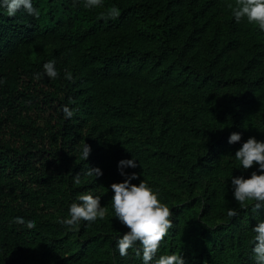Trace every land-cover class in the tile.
<instances>
[{"label":"trees","instance_id":"16d2710c","mask_svg":"<svg viewBox=\"0 0 264 264\" xmlns=\"http://www.w3.org/2000/svg\"><path fill=\"white\" fill-rule=\"evenodd\" d=\"M32 3L40 12L38 18L27 14L23 8L15 16L9 17L7 10L0 8V136L13 120L30 111L56 122L60 132L44 147L0 146V187L11 193L12 198L44 203L47 197L39 192L32 194V186L28 182L38 187L41 177L50 174L55 184L62 187L68 201H73L75 193L83 187L74 183V176L81 173V178L85 177L83 171L88 167L96 168L101 162L111 163L103 152L89 156L87 161L80 158L82 147L78 134L71 133V127L74 126L72 118L76 115L78 126L83 127L86 113L72 106L65 97L47 94V88L53 91V84L44 73H39L41 78L37 80L35 76L38 72L17 70L12 58V39L17 34L34 42L59 43L63 53L92 65L89 74L95 82L96 91L103 98L98 97L96 103L86 105L88 108L85 111L104 122L112 120V117H121L126 111L145 113L149 110L152 115L158 114V111L167 114L168 110H160L157 105L167 104L165 100L170 94L169 82L172 81L175 92L191 98L198 112L191 116L182 114L178 126L186 136L199 137L205 134L199 127L190 124L193 119L202 116L197 105L203 99H206L211 114L222 118L219 124L222 136L215 142L216 135L212 134L211 141L206 142L207 147L229 144L228 139L233 132L239 133L242 138L249 136L247 111L256 101L255 92L264 85L262 70L259 79L251 78L250 72L256 65H260V69L263 65L264 31L257 25L249 24L246 19L240 22L235 20L229 7L234 6V0H169L145 2L142 5L137 2L102 0L100 6L93 8H85V0H32ZM113 6L119 9L120 14L115 19L107 18L106 14ZM220 8L225 10L231 22L228 25L230 39L221 43V49L211 42V47L208 45L207 48L208 54L221 57L237 50L246 54L245 58H240V67L237 66L247 80L246 92L235 95L231 103L226 105L222 104V98L213 90L211 75L214 74L199 71L190 63L189 53L200 36L192 37L193 41H187L182 47L171 42L173 36L177 37L190 23L199 19V13H213ZM135 32L152 39L157 46V62L163 69L150 84L161 88L159 103L156 97L126 99L124 95L127 90L115 82L116 77L122 74L133 76L143 67L144 59L138 58L132 47V35ZM116 100H121V103L116 104ZM65 106L73 111L70 119L64 116ZM126 154L125 160L134 158L139 165L135 169L125 168L126 171H137L149 161V154L141 147H130ZM122 156L123 153L118 159ZM211 156L212 167L217 169V158ZM158 157L165 169H187L189 177H192L188 182L191 188L197 183L196 167H202L199 166L201 162L189 165L178 156L168 158L161 154ZM91 194L99 196L101 202L111 204V195H103L98 190ZM165 204L173 213V227L161 243L157 258L176 253L183 256L186 264H256L252 251L255 235L252 228L259 221H264V213H258L253 202L241 209L232 193L212 191ZM229 209H235L239 214L234 218L228 217ZM260 209H264V206ZM4 218L6 222L2 227L0 246L5 250L9 248L12 260L20 262L22 253L16 244L21 243L24 248H36L40 238L27 234L21 224L16 222L15 214L7 213ZM81 224L84 226V222ZM90 231H94V228L90 227ZM127 231L112 233L113 238L104 233L103 238H100L101 234L96 233L83 237L84 232L78 230L79 248L56 257L59 244L53 243L50 249L54 248L55 252L44 262L83 264L88 258L91 259L88 262L90 264H144L142 252L140 257L136 256V250L142 247L139 243L128 250L127 256L119 254L116 242Z\"/></svg>","mask_w":264,"mask_h":264},{"label":"rangeland","instance_id":"374dc122","mask_svg":"<svg viewBox=\"0 0 264 264\" xmlns=\"http://www.w3.org/2000/svg\"><path fill=\"white\" fill-rule=\"evenodd\" d=\"M121 1L137 2L142 5L145 2L158 3L169 0ZM235 4L236 0H234V6ZM198 18L195 23H190L177 37L173 36L171 42L182 47L187 41L192 42V37L200 36L197 44L191 48L189 53L190 63L199 71L214 74V76L211 75V78L213 77V81L211 80L213 90L222 98V104H230L235 95H242L246 92L247 80L244 79L240 71L241 68H237L238 64L241 63L240 58H245L246 54L239 50L229 52L221 57L208 54L207 48L208 45L211 47V42H215V47L221 49V43L230 39L228 25L231 22L223 8L213 13H199ZM132 36V47L136 56L143 58L145 62L143 67L133 76L122 74L118 78L116 77L115 82L127 90L124 95L126 99L156 97L155 100L159 103L161 88L153 87L150 84L163 69V66L157 62V46L152 39L144 35L135 32ZM12 40V58L19 71H27L28 73L36 71L41 74L44 73L43 65L45 63L51 60L55 61V68L59 75L56 79L50 78L53 91H49L47 88V94L54 93L60 97H65L69 102L71 101L72 106L81 108L86 113L83 127L78 126L76 115H74L72 118L74 126L71 127V133L78 134L81 147L84 142L91 147L89 156L103 152L106 158L111 160V163L101 162L98 164L96 168H99L103 173L98 178L94 176L82 177L79 184L83 187L75 193L76 197L73 201H68L64 190L55 184L50 174L41 177L42 181L37 184L39 187L37 191L35 190L38 187L28 182V185L32 186V194L39 192L42 193L40 195L47 197L44 203L14 199L11 197V193L0 187V236L3 224L6 222L4 216L11 212L16 215V219L22 218L25 222L33 221L35 223L34 228H27L26 223L21 224V227L27 234L36 235L40 238L36 248L28 246L24 248L21 243L16 244L22 253L20 262L12 260L9 248L5 250L0 246V264H46L47 262L44 260L51 258L55 252L54 248L50 249L53 243L59 244L56 257L79 248L81 243L76 234L78 230L84 232L83 237L96 233L101 234L100 238H103L104 233L113 238L112 233L128 230L116 219L109 202H101V206L109 210L105 219H98L91 224L81 221V223L84 222V226L80 223L78 230H70L60 221L68 217L71 203L79 202L77 197L80 194L98 190L103 195H114L111 191V185L124 182L125 178L120 175L118 164L121 160H125L126 151L130 147H141L149 154L148 163L139 170L133 171L139 179L133 180L132 183L138 185L142 180L147 182L150 187L158 191L162 203L174 202L176 199H188L212 191L232 193V177L243 175L245 178H249L251 172L257 170L258 166L254 165L253 168L245 171L234 156L248 138L255 137L258 141H264V85L255 92L256 101L247 111L249 136L242 138L236 144H226L223 147L216 145L210 148L206 146V142L211 141L212 134L216 135L215 142L222 136V127L219 126L222 123V118L211 114L206 99L198 102L197 105L202 116L193 119L192 121L195 123L190 122L191 125L194 124L193 126L199 127L205 132L199 137L186 136L178 126L182 114L191 116L194 113L198 114V112L191 98L175 92L172 81L169 82L170 94L166 96L167 99L165 100L167 104L165 106L163 104L157 105L160 110H168L167 114L158 111V114L152 115L149 110L145 113L126 111L123 116L112 117V120L104 122L85 111L88 108L85 107L86 105L91 106L92 103H96L98 97L103 98L96 91L95 82L89 74L91 64L66 55L61 51L59 43L34 42L22 34H17ZM240 65L244 66L245 64ZM261 70L264 72V62L261 69L260 65H256L255 69L250 72L251 78L259 79ZM66 72L71 73V80L65 78ZM45 76L46 79L49 78L46 74ZM120 103L121 100H116V104ZM91 130L92 132L89 133ZM59 132L60 127L57 126L56 122L30 111L27 114L19 115L12 121L0 136V146L13 144L20 148L44 147ZM121 153L123 156L118 159ZM161 154L167 155L168 158L181 157L189 165L201 162L202 165L199 164V166L202 167H196L197 178L195 177V179L197 183L192 185V188L188 185L192 177H189L190 174L187 169H165L158 157ZM211 154L217 158L219 163L217 169L212 167ZM124 171L128 175L133 173L126 171V169ZM257 212L264 213V209H259ZM88 226L94 228V231H90ZM20 239L22 243H25L22 238ZM97 257L101 258L99 255ZM90 260L87 258L83 264H90L88 263Z\"/></svg>","mask_w":264,"mask_h":264},{"label":"clouds","instance_id":"9594fccd","mask_svg":"<svg viewBox=\"0 0 264 264\" xmlns=\"http://www.w3.org/2000/svg\"><path fill=\"white\" fill-rule=\"evenodd\" d=\"M102 0H85V8L100 6ZM232 14L237 22L246 19L249 24H254L264 31V0H236L235 6L230 5ZM0 8H5L9 17H13L23 8L27 14L39 17L40 12L33 6L32 0H0ZM119 9L112 7L106 16L110 19L118 18ZM44 73L51 79H56L59 75L55 68V61L51 60L43 65ZM40 74H36L35 79L39 80ZM66 79L71 80L72 75L66 72ZM71 102V101H70ZM66 119L73 116V111L67 106L63 108ZM242 139L239 133L230 134L228 143L236 144ZM91 153V147L83 143L81 159L87 161ZM235 160L239 161L242 168L247 171L258 166L256 171H252L249 178L243 175L231 178V188L234 200L241 209L253 202L257 211L264 206V141H258L255 137H250L236 151ZM139 165L133 158L131 160H121L118 164L120 175L124 177V182L113 183L111 191L114 195L111 198V206L116 219L125 226L128 231L124 233L116 242L119 254L124 257L128 255V250L139 243L142 247L136 250V256L140 257L144 264H186L185 259L180 254H165L156 256L161 243L173 227V213L169 206L162 203L158 191L154 190L145 181L138 185L133 184V180L139 179L133 172L131 175L125 173V168H137ZM259 173V174H258ZM83 174L88 177L98 178L103 175L99 168L88 167ZM74 183L81 182V173L74 176ZM79 202L71 203L68 210V217L60 222L68 226L70 230H78L81 221L89 224L95 223L98 219L103 220L108 215V208L101 206V198L93 196L91 193L80 194L77 197ZM239 213L235 209L227 211L228 217H236ZM17 223L25 224L32 229L35 227L33 221L25 222L22 218L16 219ZM254 235L252 249L256 264H264V221H259L252 228Z\"/></svg>","mask_w":264,"mask_h":264}]
</instances>
